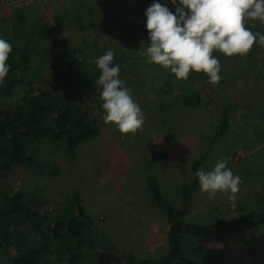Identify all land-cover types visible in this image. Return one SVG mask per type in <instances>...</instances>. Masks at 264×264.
<instances>
[{
	"label": "rangeland",
	"instance_id": "obj_1",
	"mask_svg": "<svg viewBox=\"0 0 264 264\" xmlns=\"http://www.w3.org/2000/svg\"><path fill=\"white\" fill-rule=\"evenodd\" d=\"M51 1L39 5L40 11L51 25L65 23L66 32L37 41V53L42 56L45 50L46 55L55 56L58 62L66 39L81 45L91 57L90 77L75 71V67L67 70L63 66L64 74L59 76L56 87L59 92L69 94L76 104H88L91 116L101 123V132L80 144L73 157L65 153L64 140L40 142V161H49L55 174L37 176L20 163L5 181L23 187L26 203L53 221L70 217L78 198L92 219L95 233L93 248H83L82 264H96L97 249L107 246L138 259L164 255L169 242L167 212L154 204L148 178L158 180L165 202L181 208V187L192 181L193 162L209 148L211 151L199 169L210 171L218 160H224L240 177L239 191L235 201H229L223 193L210 199L198 187L184 220L207 226L248 218L258 212L264 202V65L261 59L264 56L260 57L255 48L243 56L226 57L218 52L214 56H221L217 58L222 82L212 85L203 72H191L187 82L182 80L178 84L181 80L172 78L169 70L148 63L147 56L142 54L150 42L145 14L133 15L97 0L114 9L122 20L116 23L112 17V21L98 30L91 26L81 28L63 16L56 0ZM16 13L0 5V23L4 29L12 30L17 25ZM134 22L144 27H135ZM55 26L59 28L58 24ZM108 49L114 51L113 63L120 65L119 78L145 117L135 133L122 134L114 124H105L102 119L101 86L96 83L100 70L94 60ZM225 70L234 71L225 77ZM181 88L200 92L201 104L183 107L179 97ZM225 107L229 109L228 130L210 146ZM238 207L243 210H236ZM50 245L55 254H66L67 248L61 242ZM181 246L203 247L187 256L190 264H264V226L213 233L208 238L183 235Z\"/></svg>",
	"mask_w": 264,
	"mask_h": 264
},
{
	"label": "trees",
	"instance_id": "obj_2",
	"mask_svg": "<svg viewBox=\"0 0 264 264\" xmlns=\"http://www.w3.org/2000/svg\"><path fill=\"white\" fill-rule=\"evenodd\" d=\"M103 1L137 16H144L145 10L154 2ZM159 2L174 10L170 0ZM47 3L29 6V9L33 10H28V6L13 8L17 12V25L15 24L12 30L4 29V24L0 23V37L12 46L7 61L10 65L9 73L0 81V264H82L83 248H93L95 233L91 226L92 219L85 213L78 198L70 217L53 221L26 203L23 187H16L5 181L15 165L20 163L25 164L28 170L37 176L55 174V168H51L49 161H40V142L64 140L65 153L73 157L80 144L101 132V123L91 116L90 106L85 103L76 104L69 94L59 92L56 87L60 81L59 76L64 74L63 66L67 67V70L75 67V71L87 73L90 77L88 64L92 62L91 57L81 45L66 39L67 45L63 43L58 62L55 56L46 55L45 50L42 51V56L37 53V41H44L54 33L66 32L65 23H55L59 25L57 28L55 24L51 25L45 14L40 11L39 5ZM55 3L62 8L63 16H67L76 23L74 25L81 28L91 26L98 30L112 21V17H115L116 23L122 20L114 9H108L97 0H56ZM68 19L64 21L68 23ZM134 23L135 27H144ZM245 26L250 27L254 33L264 34V23L258 20L245 21ZM254 48L260 57L264 56V46L254 42L251 50H255ZM215 53L218 52L213 55ZM261 59L264 65V57ZM233 71L225 70L223 75L228 77ZM177 83L181 84L183 81ZM181 89L179 97L183 107L194 108L201 104L200 92L191 88ZM228 122L229 109L225 107L218 128L211 137L210 146L227 132ZM210 151L211 148L193 162V179L181 187V208H174L165 202L160 195L158 180L155 177L148 178L154 204L167 212L169 242L164 255L154 259H138L124 256L107 246L108 248L97 249L94 257L96 264H190L187 256L201 251L203 247L183 248V235L208 238L213 233L241 232L264 226V202L261 209L251 213L248 218L219 221L207 226L184 220L190 213L194 193L199 187L195 172ZM236 210L243 208L238 207ZM57 241L67 248L65 255L55 254L51 248L50 244Z\"/></svg>",
	"mask_w": 264,
	"mask_h": 264
},
{
	"label": "clouds",
	"instance_id": "obj_3",
	"mask_svg": "<svg viewBox=\"0 0 264 264\" xmlns=\"http://www.w3.org/2000/svg\"><path fill=\"white\" fill-rule=\"evenodd\" d=\"M175 11L159 0L145 10L148 47L142 54L147 62L170 71L177 80H187L191 72H203L208 83L221 79L219 52L226 57L246 55L254 42L264 46V34L253 32L245 21L264 23V0H170ZM11 44L0 37V81L9 73L7 63ZM114 51L108 49L95 58L100 70L96 83L105 124H114L122 134L135 133L144 123V114L119 78L120 65L114 64ZM200 191L214 198L217 193L235 201L240 177L224 160H218L210 171L197 169Z\"/></svg>",
	"mask_w": 264,
	"mask_h": 264
},
{
	"label": "built area",
	"instance_id": "obj_4",
	"mask_svg": "<svg viewBox=\"0 0 264 264\" xmlns=\"http://www.w3.org/2000/svg\"><path fill=\"white\" fill-rule=\"evenodd\" d=\"M47 0H0V5L7 8L20 9L33 6L36 3H45Z\"/></svg>",
	"mask_w": 264,
	"mask_h": 264
}]
</instances>
